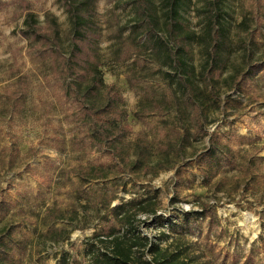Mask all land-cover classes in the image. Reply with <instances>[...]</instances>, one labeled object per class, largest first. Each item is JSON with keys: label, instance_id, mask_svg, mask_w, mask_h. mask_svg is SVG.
<instances>
[{"label": "trees", "instance_id": "1", "mask_svg": "<svg viewBox=\"0 0 264 264\" xmlns=\"http://www.w3.org/2000/svg\"><path fill=\"white\" fill-rule=\"evenodd\" d=\"M126 1L132 18L130 25L116 35L115 60L133 59L139 64L142 53H147L150 63L158 68L157 74H164L158 96L141 97L135 116L163 117L174 113L176 119L174 131L166 132L158 143L167 162L161 159L157 165L151 163L145 141L138 139L135 145H129L132 128L125 99L116 86L104 81L97 0H58L69 24L66 35L55 15L48 13L40 21L25 3L21 34L28 41V54L44 62L43 81L56 87L59 101L68 104L78 132L74 139L85 144L90 154L107 156V162H80L59 172L64 176L54 186L55 195L68 204L64 207L55 202L38 213L42 229H38V222L33 229L42 246L38 255L47 244H69L74 231L87 228L91 206L87 187L94 181L107 180L127 169L155 175L160 164H165V171H171L168 158L194 150V141H202L206 136L209 146L192 154L207 182L216 176L214 170L236 163L230 146L221 141L218 133L210 134L206 125L216 113L225 114L240 105L238 98L223 99V95L234 89L241 94L248 92L257 74L264 70V62L254 59L253 51L243 54L242 64L230 63L234 45L241 47L246 40L250 47L256 45L249 16L243 15L234 39L233 28L225 19L233 0ZM191 10L201 21L200 31L185 18ZM256 18L261 20V15ZM196 48L200 55L198 63L194 61ZM138 76L145 78L143 73ZM166 77L170 79L167 81ZM131 78H136L135 72L128 79L133 86ZM26 92L27 86L20 81L14 91L7 93L12 106L9 114L25 106ZM249 177V183H257L255 173ZM53 181L49 177L46 183L50 186ZM106 190L94 205L98 224L79 253L82 260L58 252L57 264H204L193 252L188 234L193 230L192 224L197 227L201 218L214 212L210 205H200L201 212H183L181 220L170 219L173 223L169 230L150 237L143 231L149 220L156 226L168 220L160 214L159 196L146 193L113 205L119 199ZM6 204L4 200L0 205V222L3 212L8 211ZM16 229L14 224L0 228V264H22L31 241L16 236Z\"/></svg>", "mask_w": 264, "mask_h": 264}, {"label": "rangeland", "instance_id": "2", "mask_svg": "<svg viewBox=\"0 0 264 264\" xmlns=\"http://www.w3.org/2000/svg\"><path fill=\"white\" fill-rule=\"evenodd\" d=\"M25 3L40 21L51 13L58 18L64 35L69 30L67 16L58 0H0V205L5 200V208L8 206V211L2 214L0 228L14 224L15 235L31 241L22 264H57L58 252H67L74 259L82 260L79 253L98 224L94 205L106 194V189L119 199L113 205L146 193L159 196L160 214L168 220L157 226L149 220L143 231L150 237L169 230L173 223L170 219L181 220L183 212H201L200 205H210L214 212L201 218L197 227L192 224L193 230L188 234L200 261L264 264V70L257 74L248 92L241 94L234 89L223 95V99L238 98L240 105L225 114L216 113L206 125L210 134L218 133L221 141L233 150L235 164L214 170L212 173H217L216 176L207 182L192 154L209 146L210 139L206 136L202 141H194V150L168 158V165L173 167L171 171H165V164H160L155 175L127 169L107 180L94 181L87 187L91 203L87 228L74 231L69 244H47L44 252L37 254L42 247L33 230L36 222L38 229H42L38 213L55 202L64 207L68 204L55 195L54 186L64 176L59 172L80 162L104 163L107 156L90 154L85 144L74 139L78 132L68 104L59 101L56 87L43 81L44 62L28 54V41L21 34ZM230 4L225 19L233 28L232 38H237V25L247 15L256 41L253 48L247 40L241 47L234 45L230 63L242 64L247 51H253L254 59L264 62V0H233ZM97 11L104 81L116 86L125 99L132 128L128 143L145 141L152 164L157 165L164 159L167 162V157L160 154L158 143L166 132L174 131L175 114L135 116L141 97L158 96L164 74H157L158 68L150 63L147 53H142L139 64L133 59L115 60L116 35L125 25H130L132 18L126 0H97ZM258 14L261 20L256 18ZM185 18L200 31L201 21L193 10L187 11ZM127 35L128 32L124 37ZM242 37L245 39L246 34ZM194 61H200L197 48ZM132 72L136 74L135 79L131 78L133 86L128 80ZM140 73L145 74L144 79H140ZM20 81L27 86L25 106L9 114L12 106L7 101V93L14 91ZM251 173L256 174L257 183H249ZM49 177L54 178L50 186L46 183ZM218 189L222 192L218 193Z\"/></svg>", "mask_w": 264, "mask_h": 264}]
</instances>
